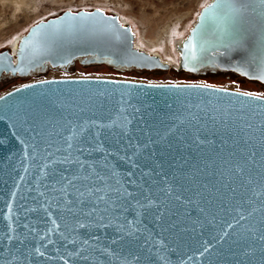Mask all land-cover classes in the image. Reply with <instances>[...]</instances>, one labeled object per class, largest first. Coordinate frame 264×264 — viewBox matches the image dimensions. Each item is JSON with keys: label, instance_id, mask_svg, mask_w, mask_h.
<instances>
[{"label": "snow or ice", "instance_id": "6c2138e0", "mask_svg": "<svg viewBox=\"0 0 264 264\" xmlns=\"http://www.w3.org/2000/svg\"><path fill=\"white\" fill-rule=\"evenodd\" d=\"M210 15L214 26L223 25L229 37L226 50L245 53L236 70L254 68L264 79V0L206 4L193 39L207 31L203 21ZM71 27L121 38L102 21L83 19ZM61 33L57 28L40 35L43 42H54ZM204 50L202 44L199 51ZM190 59L200 63L195 45ZM188 63L186 55V67ZM147 86L213 87L151 81ZM238 95L264 102V94ZM83 103L53 101L54 107L40 105L19 117L37 136L41 133L36 128L51 125L58 140L45 141V149L52 151L40 168L45 183L38 178L36 192L41 199L31 197L35 206L23 213L42 210L36 223L44 227L38 229L31 221L15 227L9 223L0 235V264H40L38 258L45 255L47 245L57 244L53 234L63 242L55 252L64 264H184L180 249L189 234L202 229L208 216L215 219L214 210L224 211L233 202L236 216L227 228L234 231L219 233L212 243L205 241L199 255L207 253L208 264H264V103L259 111L189 103L181 114L163 118L151 105L130 104L131 113L121 108L115 118L80 122L77 113L85 111ZM87 106L97 107L91 97ZM61 251L75 259H65Z\"/></svg>", "mask_w": 264, "mask_h": 264}, {"label": "water", "instance_id": "95a60500", "mask_svg": "<svg viewBox=\"0 0 264 264\" xmlns=\"http://www.w3.org/2000/svg\"><path fill=\"white\" fill-rule=\"evenodd\" d=\"M229 2L231 0H210L207 4ZM204 6L200 8L196 22L190 28L182 44L179 69L163 65L153 54H147L135 47L131 29L120 20L117 14L93 8L64 10L30 25L26 33L15 43V49L8 46L0 50V78L5 76L25 78L33 73L43 72L47 68L66 69L79 62L82 65L107 64L120 70L165 71L174 69L191 74H201L205 71L231 72L264 84V79L260 78V71L254 68H244L243 65L241 67L244 70H236L237 64L245 53L238 49L226 50L224 45L229 42V37L223 32V25L218 28L214 26L211 15L203 21L208 25L207 31L196 33L193 39V29H198L202 23L200 13L204 11ZM74 16L77 17L76 20H73ZM83 19L109 24L116 33L120 34L121 38L115 39L112 33L73 30L71 26ZM57 28L62 29V33L54 42L42 41L41 33ZM205 40L209 43L204 44ZM202 44L205 50L200 52L199 48ZM193 45L197 48L199 64H193L190 59ZM186 55L189 56L187 67L185 66ZM193 67L196 68L195 71L192 70ZM13 69L16 70L13 71ZM244 71L248 74L245 75ZM40 81L49 83H40ZM115 81H120V83H115ZM148 82L104 76H57L26 81L0 94V97H3V100H0V235L6 231L9 223L15 227V223L23 224L31 221L32 226L38 229L44 227L43 224L36 223L38 217L43 216L42 210L29 212L27 216L23 213L24 209L35 206L31 197L36 196L37 200L41 199L36 192L38 178L40 184L45 183L40 168L46 163V153L52 151V148L45 149V141L53 142L58 140V137L51 125H46L42 129L36 128L35 131L40 132L41 135H35V132L19 119L24 112L34 111L40 105L54 107L53 101L67 103L73 99L80 100L84 101L81 107H85L83 113H77L82 122L84 119L115 118L121 108L127 109L125 114L131 113L130 104L137 107L142 104L151 105L163 118L165 114H181L189 103L201 104L202 107L208 108H227L233 111L241 107L246 111H259V106L264 103L258 97L238 95L245 91L222 86L212 85L211 88L181 90L151 88L147 86ZM153 83L207 84L200 82ZM24 85L29 87H24ZM101 93L103 95H100ZM88 97L92 98L97 107L87 106ZM101 104L102 107L99 106ZM169 104L171 108L168 107ZM55 111L63 112L64 110L56 108ZM68 111L71 112L73 109L69 108ZM68 118L72 119L71 116ZM55 147L56 144L53 143V148ZM50 168L51 165H49V170ZM9 205H11V210ZM235 206L233 202L231 206L226 204L224 211L214 210L215 219L211 215L208 216L204 220L202 229L197 227L194 233L189 234L186 244L180 249L184 264H208V254L205 253L203 257L199 255L203 251L202 245L205 241L212 243L213 237L218 240L219 233L223 231H234V229H228L227 224L232 222L233 216H236V212L231 210ZM51 238L57 240V244L47 245L48 250L45 255L38 258L40 264H64L55 252V248L63 242L58 240L56 234H53ZM69 250L75 251L76 249L69 246ZM2 253L3 249L0 247V255ZM60 255H65V259H75L67 257L63 251ZM173 259H176V256H173Z\"/></svg>", "mask_w": 264, "mask_h": 264}, {"label": "rangeland", "instance_id": "374dc122", "mask_svg": "<svg viewBox=\"0 0 264 264\" xmlns=\"http://www.w3.org/2000/svg\"><path fill=\"white\" fill-rule=\"evenodd\" d=\"M13 0L0 1V50L10 40L25 33L29 26L48 19L64 10L101 8L108 13L119 14L133 28L144 35L156 38V27L170 25L169 40L185 36L192 25L198 10L208 0H23L18 8ZM156 24V25H155ZM154 28V29H153ZM175 51V50H174ZM177 58L172 63H176ZM188 73V72H187ZM57 76H104L151 82H200L226 88L264 94V84L246 79L231 72L205 71L195 74L196 79L185 80L178 77L177 71L165 70L158 77L153 74H137L112 69L107 64L75 63L66 69L47 68L27 81ZM205 78V79H204ZM26 81H13L0 78V94Z\"/></svg>", "mask_w": 264, "mask_h": 264}, {"label": "bare ground", "instance_id": "6f19581e", "mask_svg": "<svg viewBox=\"0 0 264 264\" xmlns=\"http://www.w3.org/2000/svg\"><path fill=\"white\" fill-rule=\"evenodd\" d=\"M0 1H3V0H0ZM209 1L210 0H208V2ZM22 2H24V1L23 0H13L12 3H14L16 8H18L19 5ZM208 2H206L204 5H206ZM97 9L103 10L101 8H97ZM199 10H198V13H197V15L195 17V20L193 21L192 25L188 29L187 34L185 36H178L179 34L176 33L175 35H177V36L171 41L169 40V33H170V28H171L170 25H164V26L162 25L161 27H158V28L156 27L155 30H159L158 31V35L156 36V38H151V37H148V36L144 35L143 33L138 32L137 31L138 29L136 30L135 28H133L119 14H118V17L120 18V20L123 23L128 25L129 28L131 29V32H132V35H133V45L135 47H137L138 49L143 50L147 54H153L154 56H156L160 60V62L163 65H168L170 67L174 66V67L179 69L180 68L179 67V55L181 53L182 44L186 40V37H187V35L189 33L190 28L196 22V18H197L198 14H199ZM103 11H105V10H103ZM25 33L15 36L13 38V40H10L8 42V45L6 47L12 46V48L15 49V43ZM175 58H177V62L176 63H172L175 60Z\"/></svg>", "mask_w": 264, "mask_h": 264}, {"label": "trees", "instance_id": "16d2710c", "mask_svg": "<svg viewBox=\"0 0 264 264\" xmlns=\"http://www.w3.org/2000/svg\"><path fill=\"white\" fill-rule=\"evenodd\" d=\"M109 67H111V66H109ZM111 68L112 69H115L113 67H111ZM124 71H126V72H133V73H137V74H153V75H156L155 77H158V75L163 72L162 70H137V69H125ZM174 71H176V70H174ZM177 74H178V77L179 78L185 79V80H193V79H196L197 78V76H195V74L187 73V72H184V71H177ZM37 75H39V72L33 73V74H31V75H29V76H27L25 78L11 77V79L13 81H19V80L27 81L32 76H37ZM5 77L6 78H10L9 76H5Z\"/></svg>", "mask_w": 264, "mask_h": 264}, {"label": "flooded vegetation", "instance_id": "af4514ba", "mask_svg": "<svg viewBox=\"0 0 264 264\" xmlns=\"http://www.w3.org/2000/svg\"><path fill=\"white\" fill-rule=\"evenodd\" d=\"M76 63H79V62H76Z\"/></svg>", "mask_w": 264, "mask_h": 264}]
</instances>
